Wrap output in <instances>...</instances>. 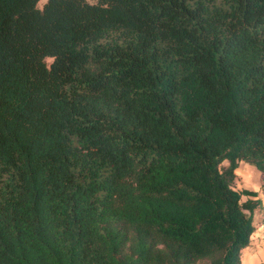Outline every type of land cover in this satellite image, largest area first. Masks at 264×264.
Here are the masks:
<instances>
[{
  "label": "trees",
  "instance_id": "1",
  "mask_svg": "<svg viewBox=\"0 0 264 264\" xmlns=\"http://www.w3.org/2000/svg\"><path fill=\"white\" fill-rule=\"evenodd\" d=\"M38 1L0 0V264H242L264 0Z\"/></svg>",
  "mask_w": 264,
  "mask_h": 264
},
{
  "label": "rangeland",
  "instance_id": "2",
  "mask_svg": "<svg viewBox=\"0 0 264 264\" xmlns=\"http://www.w3.org/2000/svg\"><path fill=\"white\" fill-rule=\"evenodd\" d=\"M45 1L46 0H39L38 6L42 7ZM47 60L49 61L50 59L48 58ZM223 164H227V161L225 160ZM236 174L234 186L237 189L247 188L255 190L257 192L256 197L261 199V206L255 210L254 218L256 223H262L264 215V177L254 165L245 161H239ZM247 197L246 195L242 196L243 199Z\"/></svg>",
  "mask_w": 264,
  "mask_h": 264
},
{
  "label": "crops",
  "instance_id": "3",
  "mask_svg": "<svg viewBox=\"0 0 264 264\" xmlns=\"http://www.w3.org/2000/svg\"><path fill=\"white\" fill-rule=\"evenodd\" d=\"M254 224L251 241L242 250V264H264V222L258 224L254 218Z\"/></svg>",
  "mask_w": 264,
  "mask_h": 264
}]
</instances>
